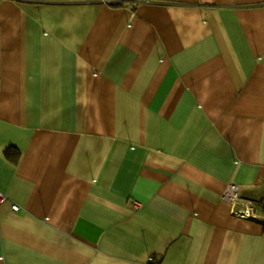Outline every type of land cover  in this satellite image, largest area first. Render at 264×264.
Here are the masks:
<instances>
[{
  "label": "crops",
  "instance_id": "crops-1",
  "mask_svg": "<svg viewBox=\"0 0 264 264\" xmlns=\"http://www.w3.org/2000/svg\"><path fill=\"white\" fill-rule=\"evenodd\" d=\"M0 192V264H264V0H0Z\"/></svg>",
  "mask_w": 264,
  "mask_h": 264
},
{
  "label": "built area",
  "instance_id": "built-area-1",
  "mask_svg": "<svg viewBox=\"0 0 264 264\" xmlns=\"http://www.w3.org/2000/svg\"><path fill=\"white\" fill-rule=\"evenodd\" d=\"M241 190V186L239 184H229L224 195V201H226L228 203V205H232L235 206L238 210H245L248 214H251L252 216L253 211L251 207L246 206L243 203H240L241 201H239V192ZM9 202L8 198L0 192V204ZM11 208L13 211H18L19 210V206L16 204H12Z\"/></svg>",
  "mask_w": 264,
  "mask_h": 264
},
{
  "label": "trees",
  "instance_id": "trees-1",
  "mask_svg": "<svg viewBox=\"0 0 264 264\" xmlns=\"http://www.w3.org/2000/svg\"><path fill=\"white\" fill-rule=\"evenodd\" d=\"M6 154L11 158V160H13V162H17L18 159V153H14L11 151V149L6 151Z\"/></svg>",
  "mask_w": 264,
  "mask_h": 264
},
{
  "label": "bare ground",
  "instance_id": "bare-ground-1",
  "mask_svg": "<svg viewBox=\"0 0 264 264\" xmlns=\"http://www.w3.org/2000/svg\"><path fill=\"white\" fill-rule=\"evenodd\" d=\"M226 209L229 211L238 210L235 206H232V205L226 206Z\"/></svg>",
  "mask_w": 264,
  "mask_h": 264
}]
</instances>
